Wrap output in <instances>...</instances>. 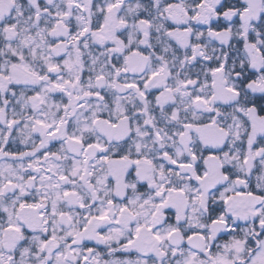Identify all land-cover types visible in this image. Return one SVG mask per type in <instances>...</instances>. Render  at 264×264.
Instances as JSON below:
<instances>
[{
	"label": "snow or ice",
	"instance_id": "snow-or-ice-1",
	"mask_svg": "<svg viewBox=\"0 0 264 264\" xmlns=\"http://www.w3.org/2000/svg\"><path fill=\"white\" fill-rule=\"evenodd\" d=\"M0 264H264V0H0Z\"/></svg>",
	"mask_w": 264,
	"mask_h": 264
}]
</instances>
